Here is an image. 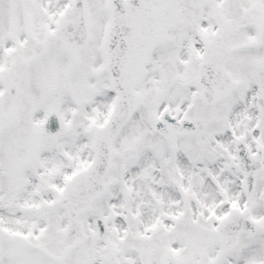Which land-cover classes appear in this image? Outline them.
<instances>
[{"label":"snow or ice","instance_id":"obj_1","mask_svg":"<svg viewBox=\"0 0 264 264\" xmlns=\"http://www.w3.org/2000/svg\"><path fill=\"white\" fill-rule=\"evenodd\" d=\"M0 264H264V0H0Z\"/></svg>","mask_w":264,"mask_h":264}]
</instances>
